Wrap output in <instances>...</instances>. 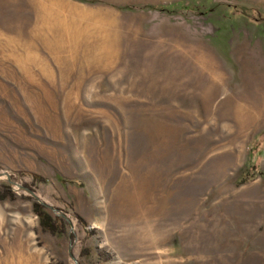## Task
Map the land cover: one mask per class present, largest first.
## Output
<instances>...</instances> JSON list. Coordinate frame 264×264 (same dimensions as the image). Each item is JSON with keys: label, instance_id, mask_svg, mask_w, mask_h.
<instances>
[{"label": "rangeland", "instance_id": "rangeland-1", "mask_svg": "<svg viewBox=\"0 0 264 264\" xmlns=\"http://www.w3.org/2000/svg\"><path fill=\"white\" fill-rule=\"evenodd\" d=\"M258 91L264 0H0V264H264Z\"/></svg>", "mask_w": 264, "mask_h": 264}, {"label": "bare ground", "instance_id": "bare-ground-1", "mask_svg": "<svg viewBox=\"0 0 264 264\" xmlns=\"http://www.w3.org/2000/svg\"><path fill=\"white\" fill-rule=\"evenodd\" d=\"M256 96L241 99L235 111V117L248 126L264 115V91H258Z\"/></svg>", "mask_w": 264, "mask_h": 264}, {"label": "trees", "instance_id": "trees-1", "mask_svg": "<svg viewBox=\"0 0 264 264\" xmlns=\"http://www.w3.org/2000/svg\"><path fill=\"white\" fill-rule=\"evenodd\" d=\"M179 4V3H177ZM174 4L160 5V6H151L152 9H160L168 12H172L176 6ZM126 8L134 9L135 6H126ZM34 210L40 218V223L45 230H48L52 233H61L65 231L66 221L64 217H53L45 208L43 203L36 202L34 204Z\"/></svg>", "mask_w": 264, "mask_h": 264}]
</instances>
